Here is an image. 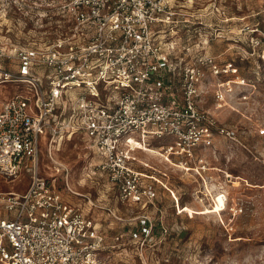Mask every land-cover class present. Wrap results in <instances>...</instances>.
<instances>
[{"label": "built area", "instance_id": "1", "mask_svg": "<svg viewBox=\"0 0 264 264\" xmlns=\"http://www.w3.org/2000/svg\"><path fill=\"white\" fill-rule=\"evenodd\" d=\"M199 2L60 0L63 18L56 26H62L49 37L0 48V59L10 60L0 64V82L19 88L0 110V174L17 178L28 171L31 177L26 190L3 195L0 264H119L118 250L153 232L147 208L158 190L136 166L142 162L136 151L148 147L172 165L204 170L207 160L199 151L217 135L236 137L234 127L218 124L202 105L211 93L224 106L235 84L246 82L234 59L220 60L207 50L185 58L178 39L169 36L183 31L193 37L198 24L206 25L202 12L193 10ZM242 30L264 51L259 23L247 22ZM207 38L208 46L213 37ZM80 132L119 200L144 209L111 238L89 209L40 174L41 136L47 134L50 152ZM58 169L68 175L70 192L86 196L71 187L67 167Z\"/></svg>", "mask_w": 264, "mask_h": 264}, {"label": "rangeland", "instance_id": "2", "mask_svg": "<svg viewBox=\"0 0 264 264\" xmlns=\"http://www.w3.org/2000/svg\"><path fill=\"white\" fill-rule=\"evenodd\" d=\"M59 1L0 0V48L27 44L61 27L56 26L63 18ZM209 3L213 1L200 0L193 9L202 12L199 17L206 23L198 24L199 32L193 37L183 31L169 36L178 39V50L185 58L207 50L220 60L234 59L238 75L246 82L235 84V93L224 106L219 107L211 93L202 105L214 113L218 124L234 127L236 137L217 135L212 146L199 151L207 160L204 170L193 163L189 169L172 165L148 147L136 151L142 161H136V166L158 190L155 203L147 208L153 232L136 240V247L130 245L119 257L122 260H117L120 264H264V51L253 47L242 30L247 22L259 23L264 30V12H259L264 0H218L208 9ZM211 22L219 25L210 27ZM208 35L213 40L207 46ZM0 64L8 66L10 60L0 59ZM209 79L215 81L212 76ZM17 87L14 82L0 84V106ZM80 133L50 152L47 134L41 136L40 174L89 209L111 238L137 221L132 216L144 209L119 200L106 174L95 168L99 157ZM63 166L70 170L71 187L92 202L70 192L68 175L58 169ZM30 181L28 171L17 178L0 174V210L4 193L24 191Z\"/></svg>", "mask_w": 264, "mask_h": 264}, {"label": "crops", "instance_id": "3", "mask_svg": "<svg viewBox=\"0 0 264 264\" xmlns=\"http://www.w3.org/2000/svg\"><path fill=\"white\" fill-rule=\"evenodd\" d=\"M4 59V58H3ZM5 83H10V82H0V84H5ZM18 88V87H17ZM18 90H19V88L15 91V92H13L12 94H10L3 102H2V104H1V106H0V110L2 109V106H3V103L6 101V100H8L10 97H12L16 92H18ZM127 228H129V227H126V228H124L123 230H126ZM128 247H130V245L129 246H125V247H123V248H121L120 250H118L117 251V253H116V260H118V261H121L122 259L121 258H119L120 256L122 257V256H124V252L127 250V248ZM136 247V246H135ZM118 254V255H117ZM120 264V263H119Z\"/></svg>", "mask_w": 264, "mask_h": 264}]
</instances>
